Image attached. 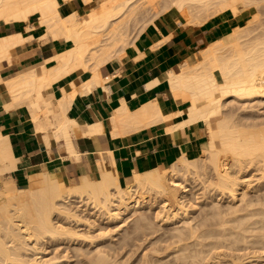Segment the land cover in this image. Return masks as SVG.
Wrapping results in <instances>:
<instances>
[{
	"label": "bare ground",
	"instance_id": "bare-ground-1",
	"mask_svg": "<svg viewBox=\"0 0 264 264\" xmlns=\"http://www.w3.org/2000/svg\"><path fill=\"white\" fill-rule=\"evenodd\" d=\"M258 2L256 1L252 4L255 5V3ZM245 3L246 2L244 0H0V23L27 21L30 15L36 14L35 22L29 24L27 28L30 29L39 27L40 29L37 33L29 36H24L18 32L16 34L0 37V90H4L10 96L11 103L8 102V104L11 105V107L12 105L14 107L15 105L16 107H18L20 106L18 105L20 103L25 104L28 109V117L33 122L36 130L41 132L42 138L46 145L49 144V140L52 138L58 143V147L62 148V150L64 149L67 153L72 154L75 159H79L80 156L78 154L76 144L77 138L81 135L92 133L96 134L97 132L106 131H108L110 136L114 134H123L129 129L132 128L133 130L135 129L134 127L140 125H147L148 128L149 123L154 124V122L158 120H164L165 118H169L174 115H176L177 117V122L174 125H171L168 128L169 130L172 127H180L186 123H192L194 120H199L200 122H202V126L207 132L205 143L201 145V149L204 155L202 158L198 157V154L193 157H187L183 152L181 156H179L174 162H172L164 169H153L144 172L134 171L132 175L122 176L117 172V169L113 163V155L110 148H108L107 146H103L100 149L94 150L92 153V159L97 165L96 178H93V171H89V168H87V164L81 163V174L77 176L74 184L68 185L67 177L65 176L64 172L59 170L58 162L56 160L48 162V166L44 170L29 174L30 176L28 178L27 187L19 188L15 186L13 179L11 181L8 180V178L0 185V264L8 263L9 259L15 261V264H42L43 260L41 259L40 263L38 262L39 259H34L35 257L33 259L32 257L28 259L29 257L27 256V253L26 256L28 258L24 256L25 252L22 256V254L20 253V249L22 250L26 248L25 250L35 251L37 250V246L39 244L37 240L41 236L44 235L43 237H45V235L47 236L48 234H51V236H53V234H56L55 237H57L58 234L62 235L69 233L70 227H65L67 225L64 226L62 224L61 218L64 215L67 218L72 216L75 217L76 220H83V218L78 217L77 213L75 212L78 209L80 202L92 204V206L96 207L97 210L99 208V210L107 212V214L112 219V217L119 218L120 215L124 213V211L126 212L131 209L137 208L143 205V203L147 204L148 202L149 204L150 202L152 203L153 200L155 202V197H158L160 198V202H162L160 204L164 205L160 206H162L163 208L165 206H169V209L171 208L170 210H172L171 215L176 217L178 212H181L180 210L183 209L182 211H184V208H182L183 206H181L182 202L180 201V198L182 192H184L185 190V188L183 190L184 185H181V182L183 181L182 178L185 179L183 175L185 174L183 173L185 171L186 173L188 172L189 175L190 173H192V176L194 173H198L197 171L200 167L201 169H203L204 167L206 170V165H209L216 175V188L218 187V184L219 187H221L220 189L222 191L226 189L231 193L230 195L232 196V199L235 195V193L233 194L232 192L236 191L235 186L238 185V182L237 179L235 180L236 177L232 175V171H229L231 173L229 174V166L237 165L238 168L241 169L242 167L243 170L244 167L242 165H245V167L247 165L246 168H249L248 166H251L253 164L252 166L256 165V169L259 172L261 171V177H264V125H262L263 127L260 126V124L258 126H251L252 124L249 122L251 124L249 125V123L247 122V126L249 125L251 127H245L244 124H242L243 127L241 124L240 127H237V123L235 124L234 122H232V118L229 117L230 114L228 116H222L224 103L229 98H232L234 100H246V98L251 99L252 97H264V31L261 34L258 32V35H255L256 33L252 35L250 29V31H246L238 27L235 23V20L231 21L232 28L227 34L209 41L204 46L201 45L202 47H198L192 50L189 56L182 60L180 64L172 67V69L165 73L167 83L169 82L168 84L170 85V87L169 85L168 87L172 91L177 102H187L186 107H184L182 110L175 113L173 112L174 114L171 112L173 115H163L160 110V106L156 101L149 102L143 105L141 108L139 106V109L137 108L138 110H134V112L128 111L125 107L126 105H124L122 102V104L118 106H112L110 114L105 121L98 120L93 121L92 123H87L85 120H81L75 117V115L73 116L72 114L74 112L72 109V114H70L69 111L66 112L65 109L67 108L66 106L71 105V101L78 91H80V93L82 92L83 94H87L86 92L90 90L93 85H98L103 89V92H106L104 84L107 77L104 76V71H107L105 69L107 65H105V63L111 56L116 54L120 55V52L125 48V46H127L128 44H132L137 38L140 31L142 32L146 25L150 23L151 20L154 19V17L163 16L171 28L186 26L196 27L202 25L210 17L219 15L225 10H227V12L229 10L232 14H234L236 9L243 8V5ZM258 5L259 4H257V6ZM147 13L149 14L148 16H146ZM138 15H141V17ZM138 17L141 18V20H138ZM237 17L238 16H234V19H236ZM225 30L227 31L228 29ZM254 30L256 31V29ZM248 34L252 35V37ZM163 37L165 39L166 36ZM163 37L161 40H163ZM27 40H39L40 42L49 40L52 42H63L66 44V47L64 50L52 57L53 61H56V65L51 68L42 65L41 67H39L40 71L38 69H33L18 71L7 76L4 75L1 71V67L5 64H12L15 59L19 58L14 55V52L21 43ZM153 45L157 46L158 44L155 45L153 43ZM133 47L135 48V46ZM85 69H89L92 72V75L88 80H82L80 77L81 73ZM74 72L77 74L76 78H73L70 83H67V86L65 88L61 87V96L59 98H56V101L53 100L54 90L52 84L59 77ZM157 82L158 80L156 82L155 80H153L151 82V85L153 86ZM6 105L7 103L5 104V106ZM55 108L57 109V111H55ZM7 109H10V107L7 106ZM236 118H233V121L236 120ZM262 123H264V121ZM18 160L19 157L14 156L7 137L0 136V173L3 174L4 172L16 171V163ZM232 168L230 169L233 170L234 168ZM201 169L199 170L200 172ZM180 172H182L183 174ZM239 172L240 171L238 170L236 174H238ZM179 173L183 175L180 179L182 180L181 182L177 179ZM35 175L37 177H31ZM189 175L187 176L189 177ZM213 182H211L210 184L214 185L215 182ZM207 184H209L208 181ZM148 197H152L154 199L152 200ZM242 198H244L243 195ZM149 199L152 201H150ZM70 204L77 205L75 211L72 210ZM145 204L144 206H146ZM83 205L85 206L84 203ZM149 205L152 206L151 204ZM244 214L250 215L251 213L246 212ZM252 214L255 213L252 212ZM60 215H62L61 218ZM157 215L158 214H155L156 217ZM220 215L222 216V214ZM257 215L259 214L257 213ZM91 217L93 222L97 220L95 218V214L91 215ZM250 217L252 216L250 215ZM141 218L144 219V217L142 216ZM249 219L251 218H248V220ZM225 221L227 222V220ZM249 221L251 222V220ZM230 222L231 220L229 221V223ZM183 223L184 225H186L185 222ZM248 223L249 222H246V224ZM254 223H256V221ZM258 224H260V222ZM93 225L94 224H92L91 226ZM248 225H244L243 227ZM221 226L222 225H220L219 227L222 228ZM194 228L196 227L194 226L193 229ZM197 228L199 227L197 226ZM68 229L69 231L66 232V230ZM249 229L253 230L252 228ZM227 230H229V228ZM242 230L244 231V229ZM202 231L204 232L206 230ZM73 232L76 233L74 229ZM186 232H190L189 229ZM245 232L244 234H246ZM70 233V235H72L73 237L79 235L78 233H76V235L74 233L73 235L72 231H70ZM180 233L182 232L180 231ZM213 233H215V231ZM219 233L221 234V232ZM236 234L240 233L237 232ZM216 236L220 237L217 234ZM236 236L235 238H237ZM7 237L10 238L6 241L5 238L7 239ZM36 237L38 239H36V242H33V239ZM190 237L194 236L191 235ZM242 237L244 236L242 235ZM251 238L253 240V237ZM199 239L201 238H198V240ZM259 239L263 238L261 237ZM178 240L180 239L178 238ZM239 240L240 239H238L237 241ZM193 241L195 240L193 239L191 241V244H193ZM208 241L212 242L213 240L208 239ZM214 241H216V238L214 239ZM7 242L11 243H9L8 245ZM218 243L220 242H217V244ZM236 243L234 245H236ZM181 244H183L182 246H184V244L186 243H183V241H181ZM207 244L210 243L208 242ZM214 245L210 246L211 248H213V251L215 250L214 247H216ZM24 246L26 247L23 248ZM222 246L223 243L220 247ZM181 247H178V249L180 250ZM220 247L218 246V248ZM228 247L229 245L226 246V248ZM185 248L184 252L186 250ZM211 248L208 250L210 251ZM232 248H234V246ZM182 249L183 247L181 248V250ZM97 250H95L96 253ZM181 250L177 251L181 252ZM189 250L187 252H190ZM187 252L186 254H189L191 256V254ZM35 253H37V251H35ZM193 253L195 254V252ZM100 254L102 253L100 252ZM184 254L185 253H183V255ZM203 254L204 252H202V255L199 256H203ZM181 255H178V257L182 258ZM175 256L177 255L175 254ZM196 256L193 257V259L196 258ZM102 258V256L98 255V258L96 259V261L98 260L97 263L96 261L91 262V260L89 261V263L91 262L92 264H98L100 262L101 264L102 262V264H105V262H107L106 260H109V258L106 257V259L103 258L104 260ZM237 258L239 259V257ZM99 260H103L105 262L103 263V261ZM180 261L182 260L180 259ZM199 261L201 260L199 259ZM109 262L111 261H108V263ZM116 262L118 261H115V263ZM44 263H46V260ZM152 264H155V262ZM233 264H235V261ZM236 264H238V261Z\"/></svg>",
	"mask_w": 264,
	"mask_h": 264
},
{
	"label": "crops",
	"instance_id": "crops-1",
	"mask_svg": "<svg viewBox=\"0 0 264 264\" xmlns=\"http://www.w3.org/2000/svg\"><path fill=\"white\" fill-rule=\"evenodd\" d=\"M32 16L36 18V14H33L28 17L27 21L0 23V37L18 32L24 36L37 33L39 27L27 28L29 24L35 22V19H31ZM207 20L196 27L171 28L163 16H156L142 32L140 31L133 42L134 44L132 43L133 45L128 44L129 46H125L120 55L111 56L105 63L107 65L105 68L107 71H104V76L107 77L104 84L106 92H103V89L98 85H93L90 89L92 91L88 90L87 94L78 91L73 97L71 105L66 106V112L69 111L70 114L74 112L73 116L92 123L98 120L105 121L112 106H118L122 102L130 112H134L139 109V106L141 108L152 101L159 104L163 115H171L173 112L182 110L186 107L187 102H177L169 89L170 85L169 82L167 83L165 73L180 64L192 50L227 34L232 28L231 21L235 19L229 10L228 12L225 10L218 16L210 17ZM163 36H166L167 40ZM162 37L165 41L161 40ZM152 42L158 45L154 46ZM65 47L66 44L63 42L27 40L21 43L14 52V55L19 58L15 59L12 64L3 65L1 71L7 76L24 70L38 69L40 71L39 67L42 65L51 68L56 65V61H53L52 57L64 50ZM91 75V70L85 69L80 77L82 80H88ZM76 76L75 72L67 74L59 77L52 84L53 100L56 101V98L61 96V87L65 88L67 83H70ZM156 78L158 82L152 86L151 82L153 80L156 82ZM10 101V96L4 90H0V136L7 137L14 156L19 157L16 170L23 167L28 174L44 170L47 168L48 162L55 160L58 162L59 170L64 172L65 176L66 174L80 175L81 163H86L89 171H92L91 169H94L96 165L92 159V153L103 146L110 148L113 163L117 172L122 176L132 175L134 171L164 169L183 152L187 157L198 154L196 151V129L202 126V122L194 120L192 123L172 127L169 130L168 128L177 122V117L174 115L164 120H158L154 124L149 123V129L147 125H140L134 127L135 131L131 128L130 131L124 132L125 134L111 135L113 137L109 135L108 131L81 135L77 138L76 144L80 158L75 159L72 154L58 147V143L52 138L46 145L41 132L36 130L28 117V109L25 104L20 103L18 104L20 106L17 105L18 107L16 105L11 107L8 104V102L11 103ZM7 106L10 109H7ZM55 111H57L56 108Z\"/></svg>",
	"mask_w": 264,
	"mask_h": 264
},
{
	"label": "rangeland",
	"instance_id": "rangeland-1",
	"mask_svg": "<svg viewBox=\"0 0 264 264\" xmlns=\"http://www.w3.org/2000/svg\"><path fill=\"white\" fill-rule=\"evenodd\" d=\"M244 1L246 2L243 5L244 7L243 8H237L233 14V16H235V17L238 16L237 18L239 19L238 21H237V18L235 19L236 25L238 27H240L241 29H244L246 31L251 30L250 32H252V35H254L255 33H256L255 35H258L259 33L260 34L263 33V31H264V28H263L264 27V0H259V2H258V0H256L258 3H255V5L257 6V4H259L257 7L254 4H252V3L256 2L255 0H244ZM261 3H262V5H261ZM148 13H151V12H148ZM148 13L146 14V16L149 15ZM138 16L141 17V15H138ZM214 16H218V15H214ZM31 19L34 20L35 16H32ZM137 19L141 20V18H139V17ZM250 25H251V27H250ZM254 29H256V31ZM248 35L252 37V35H250V34H248ZM231 99L232 98H229L225 101L224 107H223L224 110H222V112H223L222 116H225V115L228 116L230 114L229 117L232 118V122H234L235 124L237 123V127H240V124L241 125L244 124L245 127H248L251 124H252L251 126H253V125L258 126L259 124H260V126L264 125V123H262L264 121L263 120L264 119V97H252L251 99L246 98V100L245 99H235V100L232 99L231 100ZM229 100H231V101H229ZM226 113H228V114H226ZM233 118L234 119L236 118V120L233 121ZM259 121H261V122H259ZM247 122L248 123L250 122L251 124L249 123V125L247 126V124H248ZM238 123H239V125H238ZM251 126H249V127H251ZM242 127H243V125H242ZM196 132H197V134H196L197 135L196 136V139H197L196 151L198 152L197 156L202 158L204 155H203V151L201 149V145L205 143L207 132L203 126H200L198 129H196ZM87 156H90V155H87ZM252 165L248 166L249 168H246L247 165H246V167H245V165H242L245 168V169L243 168L244 171L242 170V167L240 169L237 167V165H235V166L231 165L235 170L231 166H229L233 170L228 168L229 169L228 172L232 171L231 172L232 175L234 177H236L235 180L237 179V182H238V183L236 182L238 185L235 186L236 191L234 190L235 192H232L233 194L235 193V195H236V196L235 195L233 196V199H232V196L230 195L231 194L230 192H228L226 189H225L226 191L225 190L222 191L220 189L221 187H219V185L217 184V186L219 187V188L217 187L219 189V191H218V189L215 186L216 182H217L216 181L217 179L215 178L216 175L212 171V169L210 168L209 165H206L207 167L205 166L206 170L204 167H203V169H201V167H200L197 171L198 173H194L195 176H194V174L191 176L192 173H190V175H189V173L187 172L188 173L187 174L186 171L183 172L185 174L180 172L184 175V178H185V179H183L181 177L183 175L180 173L177 176V179L180 182L183 180L181 182L182 183L181 185H184L183 190L185 188V190H184V192H182V195L180 198V201L182 202L181 206H183L182 208H184V211H182L183 209L181 208L182 209V210H180L181 212L180 213L178 212L176 217L171 215L172 210H170L171 208L169 209V206H165L166 207V208L164 207L165 210L162 206H160V205H163V204H160V203H162V202H160V198L155 197L156 200L154 202V200H153L154 198H152L153 196L148 197V198L153 200L152 201L149 199L150 201H152V203L151 202L149 203L152 206H150L148 204V202H147V204L143 203V205H141L137 208L131 209V210L126 211V212L124 211V213H122L120 215V217L118 216L119 218H113L112 217V219L107 214V212H105L103 210H99V208L97 210L96 207H93L92 204H90V203L88 204V203L83 202L85 204V206H84L83 203L80 202L79 206H81V207L78 206V209H77L78 211L76 210V208H77L76 204H70V207L72 208V210H74V211L76 210L75 212L77 213L78 217L83 218V220H81L80 218L79 219L81 221L76 220V218L72 217V216L67 218L64 215L63 216L60 215V218L62 216V218H61L62 224L64 226L67 225L65 227L69 226L70 231H72L73 235L75 233V232H73V229H74L76 231V233H78L80 236L77 235V236L73 237L72 235H70L71 233H70L69 229L66 230V232L69 231V233L62 234L63 236L61 234H58L57 235V237L59 236L58 238L55 237L56 234L55 235L53 234V236H51V234L50 235L48 234L47 236L45 235V237H43L44 236L43 235V236H41L42 238L40 236H38L42 240L40 238L38 239L37 237L34 238L35 240L33 239V242H36V239H38L37 241L39 242V244L37 246V250H35V251H37V253H35L34 250H32V251L31 250H25L26 246L23 247L25 249H22V250L20 249V253L22 254V256H23L24 252H25L24 256H26V253H27V256L29 258L27 256L26 257L28 259H30L31 257L33 259L35 257L34 259H36V260L41 259L44 262L46 260L47 264H49L50 262H53L50 264H87V263L90 264L92 261H96V259L98 258V255L102 256L103 258H105V257L109 258V260L108 259L106 260L107 262L103 261L104 260L103 258H102L103 260H99V261H103V263L105 262V264L108 263V261H111L108 264H111V263H113V264H119V263H121V264H142V263L147 264L150 262H151L150 264H152L154 262H155V264H166V263L167 264H175V263L176 264H218V263L219 264H233L234 261H235V264L237 263V261H238V264H264V242H262V241H264L263 240L264 239V231H263L264 230V220H263L264 219L263 218L264 217L263 216L264 215V208H263L264 207V202H263L264 201V177L263 176L261 177V174H260L261 171L259 172L256 169V167H255L256 165H254V166H252ZM200 169H201V172L199 171ZM236 169H238L240 171L238 174H236L238 172V170H236ZM202 170H203V172H202ZM92 171H93V173H92L93 178H96L97 177L96 165L94 166V169H92ZM234 171H235V173H234ZM230 172H229V174H231ZM255 173H256V175H255ZM187 175H189V177ZM29 176L30 175L26 172L25 168L19 167L18 170L14 171V172H10V173L5 172L3 174L0 173V185L9 178L8 180H11V181L13 179L15 186H17L19 188L20 187L24 188V187L28 186ZM31 177H37V176L35 175V176H31ZM66 177H67L68 185L74 184L76 181V178H77L76 175L70 176L69 174H66ZM181 178H182V180H180ZM185 180H186V182H185ZM207 181L209 184L211 182H213L214 185L213 184H210V185L207 184ZM259 184H260V186H259ZM260 188L261 189L263 188V189L261 190ZM185 191H186V193H185ZM226 192H228V193H226ZM243 193H246V194H243ZM242 195L244 198H242ZM228 201H230V202H228ZM211 202H213V203H211ZM81 203H82V205H81ZM252 203H254V204H252ZM144 204L146 206H144ZM213 205H215V206H213ZM251 206H252V208H251ZM167 207H168V209H167ZM258 208L261 210H259ZM84 209H87V210H84ZM262 209H263V211H262ZM210 210H211V212H210ZM170 211H171V213H170ZM244 211H246L247 213H251L250 215L252 217H250L249 214H244V213H246ZM251 211L254 212L255 214H252ZM242 212H244V213H242ZM260 212H261V214H260ZM93 213L95 214V218L97 219L94 222L92 221V217H91V215H94ZM257 213L259 215H257ZM155 214H158L157 217L155 216ZM217 214H218V216H217ZM220 214H222L223 217ZM241 215H243V216H241ZM98 216H100V217H98ZM141 216L144 217V219L141 218ZM226 216H228V217H226ZM84 217H86L88 220ZM241 217H243V218H241ZM63 218H64V220H63ZM218 218H220V219H218ZM224 218H225V220H227V222L224 220ZM248 218H251V219H249V220H251V222L248 220ZM73 219H74V221H73ZM222 219H223V221H222ZM230 220L232 223H235V224H232L231 222L229 223ZM75 221H76V223H75ZM88 221H90V222H88ZM220 221L225 222V223H222ZM255 221H256V223H254ZM183 222H185L186 225H184ZM246 222H249L248 223L249 225L246 224ZM259 222H260V224H258ZM187 223H189V224H187ZM251 223H252V225H251ZM92 224H94V225L91 226ZM88 225H90V226H88ZM220 225H222L221 226L222 228L219 227ZM223 225L225 226V228ZM244 225H248V226L243 227ZM138 226H140V227H138ZM189 226H191V227H189ZM194 226L196 228L193 229ZM197 226L199 228H197ZM181 227H182V229H181ZM247 227H248V229H247ZM71 228H72V230H71ZM228 228H229V230H227ZM230 228H232V229H230ZM249 228H252L253 230H251ZM188 229L191 233L186 232V231H188ZM222 229L224 232L222 231ZM242 229H244V231ZM202 230H206L207 233H210V234H207L206 231L203 232ZM180 231L182 233H180ZM214 231H215V233H213ZM218 231L221 232V234ZM229 231H231L233 233L234 237H233L232 233ZM202 232H203V234H202ZM237 232L240 234H236ZM244 232L247 235L244 234ZM249 232H250V234H249ZM76 233H75V235H76ZM87 234H88V236H87ZM197 234H198V236H197ZM216 234L219 235L220 237L216 236ZM226 234H227V236H226ZM175 235H176V237H175ZM178 235H179V237H178ZM191 235L194 237H190ZM206 235L208 238L206 237ZM242 235L245 238L242 237ZM259 235H262V236H259ZM188 236L190 239L188 238ZM223 236L224 237L226 236V237L224 238ZM235 236L237 238H235ZM238 236H239V238H238ZM91 237H92V239H91ZM197 237L201 238V239L198 240ZM205 237H206V241H205ZM217 237H218L219 241L217 240ZM231 237H232V239H231ZM251 237H253V240ZM256 237H258V238H256ZM261 237L263 239H259ZM9 238L7 237V239L5 238V240L7 241ZM74 238H76V239H74ZM178 238L180 240H178ZM183 238H186V239H183ZM213 238L214 239L216 238V241L220 242V243H218L220 245H218L217 242L214 241ZM254 238L257 242L254 240ZM193 239L195 241H193L192 242L193 244H191V241ZM208 239L209 240L212 239L213 241L210 242V241H208ZM233 239H234V242H233ZM238 239H240V240L237 241ZM223 240H224V242H223ZM244 240H246V241H244ZM170 241H172V242H170ZM181 241H183V243H186V244H184V246H182L183 244H181ZM196 241H198V242H196ZM235 241L238 243H236ZM48 242H49V244H48ZM208 242L210 244L212 243L211 244L212 246L216 242L214 246L217 247V250H216V247H214L215 250L213 251V248L210 247L211 245L207 244ZM252 242H254V243H252ZM7 243L9 245V243H11V242H7ZM196 243H198V244H196ZM222 243H223L224 248H223V246L220 247ZM235 243H236V245H234ZM244 243H246V244H244ZM193 245H195V246H193ZM202 245H203V247H202ZM205 245H206V248H205ZM228 245H229V247L226 248V246H228ZM40 246H42V247H40ZM168 246H170V247H168ZM177 246L178 247L182 246L183 251L181 250V248H182L181 247L180 248L181 252H178L180 250L178 249ZM218 246L220 248H218ZM233 246H234V248H232ZM184 248L186 249L185 252H184ZM187 248H188V250L190 249L189 250L190 252H187L188 251ZM210 248H211V250L209 251L208 249H210ZM38 249H39V251H38ZM200 249H202V250H200ZM23 250H25V251H23ZM95 250H97V253ZM155 250H156V252H155ZM218 250H220V251H218ZM172 251H173V253H172ZM191 251H192V253L195 252V254L194 253L192 254ZM198 251L200 254L198 253ZM100 252L102 254H100ZM176 252H178V253H176ZM182 252L185 254L183 255ZM186 252L190 253L191 256L189 254H186ZM202 252H204L203 256H199V255H202ZM106 253H107V255H106ZM175 254L177 256H175ZM178 255L179 256L181 255L182 258H179ZM88 256H90L94 260ZM109 256L110 257L112 256V257L110 258ZM157 256H158V258H157ZM185 256H187V257H185ZM195 256H196V258L193 259V257H195ZM39 257H41V258H39ZM147 257H148V259H147ZM183 257H184V259H183ZM191 257H192V259H191ZM230 257H231V260L233 259L232 261L230 260ZM237 257H239L240 260ZM186 258L189 260H187ZM110 259H112V260H110ZM180 259L182 261H180ZM199 259L201 261H199ZM202 259H204V260H202ZM39 260H38V262L40 263L41 260L40 261ZM87 260H88V262H87ZM90 260H91V262L89 263ZM174 260H175V262H174ZM43 261H42V264H46ZM97 261H96V263H97ZM115 261H118V262L115 263ZM15 263H16L15 261H12L9 259L8 263H6V264H15ZM98 264H100V262ZM101 264H102V262H101Z\"/></svg>",
	"mask_w": 264,
	"mask_h": 264
}]
</instances>
